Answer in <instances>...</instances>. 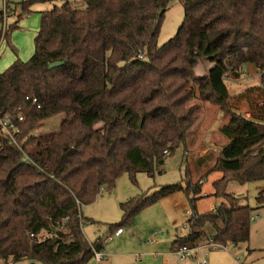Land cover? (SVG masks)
<instances>
[{
	"label": "trees",
	"instance_id": "1",
	"mask_svg": "<svg viewBox=\"0 0 264 264\" xmlns=\"http://www.w3.org/2000/svg\"><path fill=\"white\" fill-rule=\"evenodd\" d=\"M37 1L44 0L20 1L19 16ZM79 1L42 12L34 54L0 73V115H23L20 138L27 137L22 149L5 144L0 151V260L88 262L92 244L83 227L91 219L82 205L112 192L123 173L134 182L139 172L163 173L168 156L194 133L201 102L227 118L219 128L227 141L208 171L222 173L213 182L220 203L197 210L202 184L187 169L186 185L164 184L121 202L122 218L111 227H132L148 205L184 190L192 214L174 250L209 237L247 243L255 208L227 186L264 179V0H180L181 26L163 45L160 24L174 0ZM6 9L12 10L9 3ZM17 23L0 28V45ZM207 58L214 65L199 76L196 64ZM52 62L62 65L50 68ZM245 64L256 66L261 81L234 98L246 102L252 118L234 109L225 79L228 70L239 77ZM57 115L63 116L58 130L34 133ZM102 242L93 245L100 249Z\"/></svg>",
	"mask_w": 264,
	"mask_h": 264
},
{
	"label": "rangeland",
	"instance_id": "2",
	"mask_svg": "<svg viewBox=\"0 0 264 264\" xmlns=\"http://www.w3.org/2000/svg\"><path fill=\"white\" fill-rule=\"evenodd\" d=\"M22 0H0V11L4 9L6 3L11 6L10 15L6 18V25H12L16 21L18 27L9 33L8 38L4 40L0 45V73L8 69L15 61H27L34 54L35 51V37L41 26L42 16L45 10L60 6L63 0H44L37 1L33 4L32 11L28 14L21 13V5L19 2ZM74 3L79 4V0H71ZM80 5V4H79ZM16 7L15 11L13 10ZM9 13V12H8ZM184 18V9L180 0L172 1L162 18L160 24V32L157 41L159 45L165 44L169 39L173 38L178 31L180 24ZM4 23L0 21V28ZM214 65V62L207 58L196 64L195 72L199 76H206L210 68ZM248 66L245 67L243 72V79L238 77L226 79L228 87L232 90L231 100L234 109L239 113L250 110V107L244 105L242 102L234 98L235 93L243 91V89L250 85H258L261 81V76L253 74L250 78L245 77L248 72ZM234 79V80H232ZM234 98V99H233ZM207 103L201 102V114L199 120L196 122L194 128L195 133H192L187 140V146L181 145L174 154L168 156L165 165L163 166V173H155V177L145 174L144 172L137 173L136 181L134 182L129 174L123 173L117 180L115 188L110 191L103 190L102 194L90 204L82 205V213L86 218H91V221L84 224V235L88 241H93L103 230H110L111 224L119 222L122 218V210L120 207L121 202L128 201L131 197L138 194L147 192L148 190L159 188L164 184H173L183 181V185H186V172L187 169L193 173L194 181L196 178H200L203 175L204 167L212 162L218 155L217 152L212 151L210 154H204L201 151L195 150L198 143H201L203 131H207L210 137L215 139L218 144L224 142V139L218 137L219 133L216 131L220 125L226 122L227 118L224 113L216 110L218 106L212 103V107H206L203 110V105ZM202 115V118H201ZM63 119L62 115L52 116L43 121L42 124L35 130V134H43L51 131L58 130L60 123ZM201 119V120H200ZM199 124V125H198ZM96 127L102 129L101 122H98ZM215 154V155H214ZM197 157H205L207 163H198ZM189 164V165H188ZM202 164V165H201ZM204 164V165H203ZM220 172L213 171L206 177H201L200 183L203 185L202 189L204 194H210L213 190V180L218 176ZM205 183L203 184V182ZM228 191L233 192L235 195L242 198V203H248L253 208H257L252 212V223L250 240L247 243L252 247H264V179L256 181H247L246 183H240L237 180H231L228 183ZM215 191V190H214ZM177 198L173 200L161 199L158 202L148 205L147 208L142 210L136 221L143 227V235H138L139 244H145L152 239H158L157 242L169 241V237L173 236L175 232L186 233L188 231V218L192 214V207L189 205L188 197L185 191H180ZM261 201L258 202V198ZM179 199V200H178ZM222 199L209 195L197 200V210L199 212H205L213 208L215 204H219ZM178 204V206H177ZM170 212V214L168 213ZM255 216H257L255 218ZM89 218V219H90ZM124 230L128 233L131 231V227L124 226ZM149 230L153 231L152 233ZM207 233H212L213 228L211 225L206 226ZM222 250V249H221ZM106 251V250H105ZM213 251V250H211ZM209 251V258L213 253ZM107 253V252H106ZM108 257V253H107ZM238 258L243 262L245 258L242 255H238ZM109 258V257H108ZM240 261V262H241ZM0 264H7L0 260ZM8 264H32L29 260H21L13 263L12 260ZM35 264H43L36 262Z\"/></svg>",
	"mask_w": 264,
	"mask_h": 264
},
{
	"label": "crops",
	"instance_id": "3",
	"mask_svg": "<svg viewBox=\"0 0 264 264\" xmlns=\"http://www.w3.org/2000/svg\"><path fill=\"white\" fill-rule=\"evenodd\" d=\"M246 66H248L249 70H248V72H246L247 74H245V77L250 78L253 74H257L258 76H261L260 72H258L255 65L245 64L241 68L245 69ZM243 72H244V70H243ZM243 72L240 74L241 75L240 78H242V79L244 77ZM232 80H234V79H232ZM226 84L228 86V83H226ZM245 88L243 89V91L245 90ZM228 90H230L229 87H228ZM243 91H241L239 93H235V94L236 95L240 94ZM230 94H232V90H230ZM211 105L212 104H209V103H207L206 105H203V110L206 107L211 108L212 107ZM244 105L247 106L245 101L242 102L243 107H244ZM216 110H218L219 112L221 111L218 107L216 108ZM201 118H202V115H201ZM197 128H198V126L196 125L195 129L197 130ZM219 128H220V126H219ZM219 128H217L216 131L219 133L218 137H220V139L222 140L224 138L220 134ZM194 133H195V131H194ZM209 135L210 134L207 133L206 130L203 131L201 143L197 144V146L195 147L196 148L195 150L201 151L204 154H210V155H211L212 151H215L218 153L221 150L222 144L225 143L227 140L224 139L225 140L224 142H221L220 144H218L217 141L215 139H213L212 137H210ZM215 156H216V158L213 159L211 163L208 162L209 165L208 166L206 165L204 167L205 173L203 175L199 176L200 178L205 177V181H206V177L209 175L208 174L209 173L208 172L209 167H211L215 163V160L218 157L217 155H215ZM204 158L205 157H199V158L197 157L198 163H204V164L207 163ZM189 173H191V170H189ZM191 177L193 178V173H191ZM221 177H222V173L220 172V174L214 178L213 182L215 180L221 178ZM200 178H198V179L196 178V180L203 181ZM187 180H188V178L186 177L184 179V181H187ZM193 180H194V178H193ZM205 181L203 182V184L205 183ZM181 182L183 183V181H181ZM151 190H154V189H151ZM182 191H184V190H182ZM178 193L179 192L174 193V194H170V195L166 196L164 200H173V198H177L176 196ZM213 193H214V189L212 190V192L210 194H204V190H203L202 194L205 197V196L213 195ZM177 206H178V204H177ZM216 206H217V204H215L213 206V208H216ZM213 208H211L210 210H207L205 212L211 211V210H213ZM257 208H255V209H257ZM205 212H201V213H205ZM168 213L170 214V212H168ZM255 217H257V216H255ZM110 224H112V223H110ZM83 229H84V227H83ZM142 230H143V227L140 225V223L138 221H135V224L132 225V227H131V231L128 233L124 230L122 233L116 234L117 229H113L111 227L110 230H108V229L103 230L102 234L100 233L99 236H97V238H95L93 241H89V242L91 244H95L96 242L99 241V239L103 240V242H102L103 246L102 247L108 253L109 258L107 260L100 262V264H192L191 260L181 261L179 259L178 255H176L175 250L173 248V241L175 240L174 238H175L176 234H180V233L175 232V234L173 236L171 235V237L168 238L169 241H167V242H164V240L162 242H157L158 239L157 240L152 239L151 241L149 240V242H147L145 244H141V243L139 244L138 235L141 236V235L145 234V232H146L145 231L144 233H142ZM149 232L152 233L153 231L149 230ZM186 233H181V234L184 235ZM212 233H208V234L211 235ZM250 233H251V231H250ZM247 243H245V244H234L233 242H231V243L228 242L226 244V246H227L226 249H222V250L221 249H214L211 252H215V251H217V252L213 253L212 257L209 258L208 264H264V247H252L251 248L249 245H247ZM238 255H242L245 258V260L242 262L240 260V258L237 257Z\"/></svg>",
	"mask_w": 264,
	"mask_h": 264
},
{
	"label": "built area",
	"instance_id": "4",
	"mask_svg": "<svg viewBox=\"0 0 264 264\" xmlns=\"http://www.w3.org/2000/svg\"><path fill=\"white\" fill-rule=\"evenodd\" d=\"M4 14V25L3 29L5 30L6 25V18L9 17L10 13H8L6 6L3 9ZM243 68L239 69V73L241 74L243 72ZM225 79L228 78H235L237 79L232 72V70H228L226 72ZM261 75V73H260ZM241 77V75L239 76ZM29 99V97H27ZM33 103L37 102L36 98L32 99ZM40 107V106H38ZM247 118H252V113L247 110L242 113ZM24 120L23 115H19L18 117L12 116L10 113H6L4 115H0V151L3 149L5 144L9 145H15L18 146L20 149L23 147V143L27 139L25 137L24 139H21V128H20V122ZM166 154H168V150H164ZM25 159H29L28 155L25 154ZM256 218V217H255ZM124 231L123 228H118L116 231V234L122 233ZM209 241L205 243L198 244V246L189 247L186 245H183L182 247H179L175 250L176 255H178L179 259L181 261L191 260L192 264H208V252L214 249H226V244H222L219 242H216L213 240L212 237H209ZM157 240V239H155ZM92 258L84 263V264H100V262L107 260V253L104 250V248L97 249L92 244Z\"/></svg>",
	"mask_w": 264,
	"mask_h": 264
},
{
	"label": "water",
	"instance_id": "5",
	"mask_svg": "<svg viewBox=\"0 0 264 264\" xmlns=\"http://www.w3.org/2000/svg\"><path fill=\"white\" fill-rule=\"evenodd\" d=\"M60 65H62V62H52V63H50L49 67L50 68H56ZM32 264H35V262H32Z\"/></svg>",
	"mask_w": 264,
	"mask_h": 264
}]
</instances>
